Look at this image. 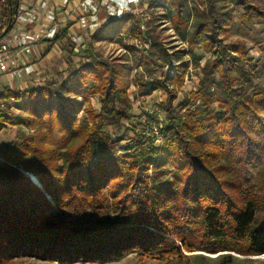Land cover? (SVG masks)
Here are the masks:
<instances>
[{
    "label": "trees",
    "instance_id": "obj_1",
    "mask_svg": "<svg viewBox=\"0 0 264 264\" xmlns=\"http://www.w3.org/2000/svg\"><path fill=\"white\" fill-rule=\"evenodd\" d=\"M18 4L5 0L6 26ZM215 12L214 7L203 12L190 35L189 44L206 35L212 58L201 69L194 102L185 101L177 110L170 86L182 83L187 62L178 58L177 66L158 41L144 54L128 48L131 61L145 72L137 76L138 95L158 89L169 95L162 107L161 148H145L139 138L123 150L127 153L117 150L123 138L114 140L105 128H121L132 118L127 84L118 66L91 46L85 61L69 69L64 96L35 88L0 94L2 100L21 101L17 107L24 113L0 117V131L8 122L38 128L36 136L0 151V264L24 256L62 263L108 261L133 251L156 260L181 257L183 250L264 255V165L253 172L255 136L264 135V89L256 87L257 74L247 67L243 46L219 38L221 16ZM129 18L104 24L93 39H121L122 33L141 37L137 25L127 24ZM159 70L160 80H154ZM93 96H99V112L91 105ZM215 103L225 110H212ZM233 261L232 254L217 260Z\"/></svg>",
    "mask_w": 264,
    "mask_h": 264
},
{
    "label": "rangeland",
    "instance_id": "obj_2",
    "mask_svg": "<svg viewBox=\"0 0 264 264\" xmlns=\"http://www.w3.org/2000/svg\"><path fill=\"white\" fill-rule=\"evenodd\" d=\"M245 2L248 5L246 7ZM211 7H214L216 15L221 16L219 38L226 44L239 43L243 46L249 56L247 67L257 74L256 87L264 89V18L259 17L257 12L251 9L264 13V0H152L139 6L136 13L127 15L130 16L127 24L130 27L137 25L141 37L137 35L138 33H122L121 39L99 41L87 38L85 47L78 51L73 49L72 43L65 41L57 45L52 55L38 65L37 73L19 78L11 77L3 82L1 90L2 92L7 89L19 92L32 88L47 89L52 94L64 96L63 87L69 76V69L78 68L85 61L84 55L91 46L95 54H100L104 60L114 62L118 66L127 84V98L131 106L129 114L132 118L123 120L121 128L113 129L109 126L105 128L114 140L123 138L116 145L117 150L127 153L123 150L139 138L145 142V148H149L152 144L161 148L164 146L163 122L166 118L162 107L168 106L169 95L163 89H158L145 97L138 95L137 76L145 77V72L142 67L131 61L133 57L128 48L134 47L144 54L150 50L151 42L158 41L175 56L177 66L180 65L177 62L178 58L187 62L188 67L185 68L182 83L170 86L176 94L172 106L177 110L185 101L194 102L192 93L198 91L202 79L201 69L205 62L212 58V53L206 47L205 34L197 38L194 44H189L192 38L190 35L194 34L195 25L204 18L202 13L207 14ZM104 16L102 14L101 18L105 23L107 20ZM163 70L166 71V67ZM161 71L153 75L154 80H160ZM146 78L150 77L146 76ZM20 103L21 101L11 99L4 100L5 108L0 112V117L13 119L14 116L23 115L24 113L17 107ZM91 105L99 112V96L91 98ZM212 110L223 112L225 106L222 103H215ZM83 115L80 113L79 118ZM33 128L8 122L0 131V151L9 144L21 142L25 137L36 136L38 128ZM255 139L258 143V159L255 162L254 173L257 168L264 165V135H256ZM0 161H2L1 157ZM175 242L181 247L179 240ZM163 250L168 252L170 248ZM223 254L234 256L232 264H264V255L248 256L222 249L217 252L197 250L192 253L183 250L181 257L165 256L161 260L141 257L138 251L129 252L121 258L108 261L73 263L24 256L21 259H15L11 264H219L218 257Z\"/></svg>",
    "mask_w": 264,
    "mask_h": 264
},
{
    "label": "built area",
    "instance_id": "obj_3",
    "mask_svg": "<svg viewBox=\"0 0 264 264\" xmlns=\"http://www.w3.org/2000/svg\"><path fill=\"white\" fill-rule=\"evenodd\" d=\"M149 1L152 0H59L58 6L62 12L59 16L56 6H50L48 0H19L11 22L12 28L1 37L8 26L5 21V0H0V94L6 76L22 77L17 69L23 55L43 40H55L63 25L73 29L71 41L73 49L78 51L85 47L86 39L93 38L104 24L136 13L139 6ZM102 14L107 20L105 23ZM37 19L38 22H47L49 27L32 33L28 25L36 23ZM21 68L27 76L39 71L37 65L24 63ZM4 108V100L0 99V111Z\"/></svg>",
    "mask_w": 264,
    "mask_h": 264
},
{
    "label": "crops",
    "instance_id": "obj_4",
    "mask_svg": "<svg viewBox=\"0 0 264 264\" xmlns=\"http://www.w3.org/2000/svg\"><path fill=\"white\" fill-rule=\"evenodd\" d=\"M49 1V4L50 6H56V8L58 9L57 12L59 13V16L62 15V12L60 10V7L58 6L59 5V0H48ZM39 19H37V22L34 23V24H30L28 25V29L32 32V33H37V32H40L41 29H44V28H48L49 27V24L47 22H42V21H39ZM71 24V23H70ZM69 24V25H70ZM65 32V34H64ZM74 34V31L72 28L67 27V26H62L61 29H60V32L58 34V36H63L64 39L62 41H56L53 40V41H50V40H46V41H41L39 43H37L35 46H33L31 48V51L28 52V53H25L22 57V60L20 62V64L18 65V69L17 70H20V72L22 73V76H27L23 70V64H28V65H41L45 59H47L48 57H50L53 53V49H55V47L57 45H60V43H64L65 41H68L70 43H72L71 41V36ZM57 36V37H58ZM18 51V50H17ZM17 53V52H16ZM11 78V75H8L4 78V82L9 80Z\"/></svg>",
    "mask_w": 264,
    "mask_h": 264
},
{
    "label": "water",
    "instance_id": "obj_5",
    "mask_svg": "<svg viewBox=\"0 0 264 264\" xmlns=\"http://www.w3.org/2000/svg\"><path fill=\"white\" fill-rule=\"evenodd\" d=\"M11 28H12V25L10 24V25L7 27V29L4 31V33L2 34L1 37H4V36L8 33V31H9ZM27 175H29V177L33 180V182H34L37 186L41 187L39 181L37 180V178H36L35 176H33L32 174H27Z\"/></svg>",
    "mask_w": 264,
    "mask_h": 264
}]
</instances>
